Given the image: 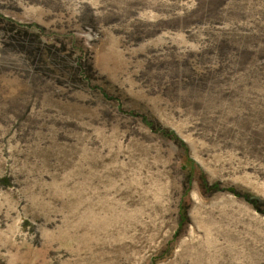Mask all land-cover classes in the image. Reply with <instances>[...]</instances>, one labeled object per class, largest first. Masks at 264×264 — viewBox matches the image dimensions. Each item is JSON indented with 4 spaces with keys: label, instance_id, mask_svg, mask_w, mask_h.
Segmentation results:
<instances>
[{
    "label": "rangeland",
    "instance_id": "obj_1",
    "mask_svg": "<svg viewBox=\"0 0 264 264\" xmlns=\"http://www.w3.org/2000/svg\"><path fill=\"white\" fill-rule=\"evenodd\" d=\"M0 264H264V0H0Z\"/></svg>",
    "mask_w": 264,
    "mask_h": 264
},
{
    "label": "trees",
    "instance_id": "obj_2",
    "mask_svg": "<svg viewBox=\"0 0 264 264\" xmlns=\"http://www.w3.org/2000/svg\"><path fill=\"white\" fill-rule=\"evenodd\" d=\"M151 124H148V126H150ZM151 129L153 130V131H157L158 129H162V127H158V128H156V127H154V126H151ZM168 135H169V133H167ZM166 134V135H167Z\"/></svg>",
    "mask_w": 264,
    "mask_h": 264
}]
</instances>
